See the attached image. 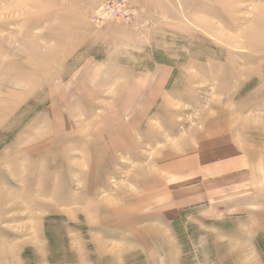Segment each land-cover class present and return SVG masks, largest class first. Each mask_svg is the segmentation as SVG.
Segmentation results:
<instances>
[{
    "label": "rangeland",
    "instance_id": "1",
    "mask_svg": "<svg viewBox=\"0 0 264 264\" xmlns=\"http://www.w3.org/2000/svg\"><path fill=\"white\" fill-rule=\"evenodd\" d=\"M115 1L0 0V264L167 262L174 246L207 264L209 241L238 257L258 238L264 0H121L127 20L96 22ZM222 133L231 177L148 231L140 206L176 207L151 180L159 149Z\"/></svg>",
    "mask_w": 264,
    "mask_h": 264
},
{
    "label": "crops",
    "instance_id": "2",
    "mask_svg": "<svg viewBox=\"0 0 264 264\" xmlns=\"http://www.w3.org/2000/svg\"><path fill=\"white\" fill-rule=\"evenodd\" d=\"M134 83L138 84L136 81ZM136 86L138 88L141 85L139 83V85ZM142 86H145V84ZM159 86L165 88L168 86V83L165 82L162 85L159 84ZM165 96L166 95H162V97ZM145 98L148 99V95H146ZM194 135L195 134H193V137H195ZM221 135L220 137L212 138L211 135L205 134L203 136L204 139L201 140L198 138L189 139L188 136L185 137V135H180V137H177L175 143L164 144V146L159 149V152L163 156V160L161 161L159 169L156 170H159L160 174L156 175L157 177H151V180L154 181L155 178L160 182V199L167 198L165 202H168L170 195L175 193L172 199L176 200V207L170 209L167 206H140L135 214L144 217V219L139 222H143L144 226L149 229L148 231H165L163 225L166 224L161 222L162 217H166L167 219H169V217H178L180 213L191 209V207L193 208V205L213 197V193H216L214 191L217 190V188L212 189L210 185H217L220 182L222 183V179L225 180V177H231L232 160L228 159L229 163L227 164L223 162L222 159L217 158L219 156L225 157L229 152V157L232 159L233 147L230 138H228L226 133H222ZM226 167L230 169L226 171ZM218 179L220 182H218ZM142 189L146 194V188ZM148 199L151 200L152 197H145V200ZM130 215H134L132 209L130 210ZM256 228L258 237L256 241L244 240L241 242V244H244L243 246L251 249L250 252H246V256H235L234 253H238V251H234V241L223 239L209 241V244H212L214 248L219 250L215 251V255L208 256L209 261L207 264H264V223H258ZM163 243H165V241H163ZM168 244H170L169 241ZM174 249H176V253H172L175 255L172 257V260L167 259V262L165 260L159 262L158 258H154L153 256L150 262L147 261L146 263L182 264V251L180 247L176 246L175 248L174 246ZM152 254H154V251H152ZM155 257L158 256L155 255ZM197 258L201 259V257ZM183 262L184 264H190L186 259ZM192 264L199 263L193 262Z\"/></svg>",
    "mask_w": 264,
    "mask_h": 264
},
{
    "label": "built area",
    "instance_id": "3",
    "mask_svg": "<svg viewBox=\"0 0 264 264\" xmlns=\"http://www.w3.org/2000/svg\"><path fill=\"white\" fill-rule=\"evenodd\" d=\"M130 13L131 12L125 8V2L120 0L101 6L95 20L96 22H100L104 17L127 20Z\"/></svg>",
    "mask_w": 264,
    "mask_h": 264
}]
</instances>
